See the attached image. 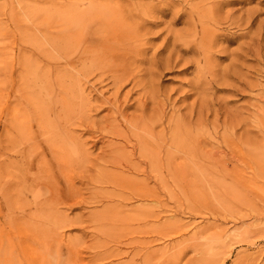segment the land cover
Instances as JSON below:
<instances>
[{"label": "rangeland", "instance_id": "374dc122", "mask_svg": "<svg viewBox=\"0 0 264 264\" xmlns=\"http://www.w3.org/2000/svg\"><path fill=\"white\" fill-rule=\"evenodd\" d=\"M0 264H264V0H0Z\"/></svg>", "mask_w": 264, "mask_h": 264}, {"label": "bare ground", "instance_id": "6f19581e", "mask_svg": "<svg viewBox=\"0 0 264 264\" xmlns=\"http://www.w3.org/2000/svg\"><path fill=\"white\" fill-rule=\"evenodd\" d=\"M110 21L112 22L113 19H111ZM117 21H119V23H118L119 29H115L114 32L112 34H110L109 36L105 37V36H99V35H97V36L92 35L94 37H90V39L87 38L89 41L88 40L87 41L81 40V39L77 40V38H75L77 40L76 44H75V48H73V50H71L72 55L74 57L73 61L74 62H81L84 59H86V60L91 59V63L87 66H82L80 71L82 69H83V72H92L94 70L95 71L97 70L101 73L102 76L105 75L106 73H113L112 77H113L115 83L116 82L119 83V82L123 81L128 76V74L132 73L131 71H128V69L130 68V65L132 64V62L135 61L134 60L135 56L139 55L140 52L135 51V53H133V51H131L132 49H130L131 48L130 46H125L129 40V38L132 39L131 38L132 32L130 31L131 28H129L128 25L121 24L122 20H120L119 18L115 19V22H117ZM78 24H80V23H77L76 25L73 26V27H76V29L73 31V35L75 34L74 37H76L77 35H80V33H81V29H80L81 27ZM88 33L90 34L89 28H85L84 34L87 35ZM60 49L63 52L66 51L65 45H63V46L61 45ZM64 108L65 107H63L62 110H64ZM40 122H41V120H40ZM20 125H21V123H20ZM115 130L116 129L114 128L113 131H115ZM22 137H24V136H22ZM143 145L145 146V143ZM30 147L31 146L25 147L26 149L24 148L26 150V153H27V151H30ZM112 148H115V147H112ZM116 148L118 149V147H116ZM146 154H147V151L145 150V148H141L139 151V155L144 158V157H146ZM28 156L29 155H27L26 157L28 158ZM121 156H122V154H121ZM111 162L113 163L112 166L118 167V165H120L119 162H117V164H114V161H111ZM111 162L109 164H112ZM134 164H133V166L135 167L136 165H134ZM150 165H151V167H153L152 164H150ZM178 168H179V166H178ZM25 171H24L25 174H29V169H27ZM27 184H29V183H27Z\"/></svg>", "mask_w": 264, "mask_h": 264}]
</instances>
